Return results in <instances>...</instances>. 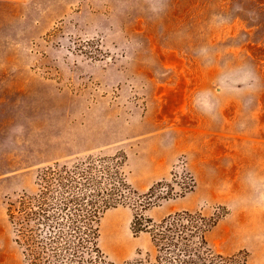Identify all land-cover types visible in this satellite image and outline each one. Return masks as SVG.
Segmentation results:
<instances>
[{
  "label": "rangeland",
  "instance_id": "obj_1",
  "mask_svg": "<svg viewBox=\"0 0 264 264\" xmlns=\"http://www.w3.org/2000/svg\"><path fill=\"white\" fill-rule=\"evenodd\" d=\"M96 155L140 193L190 176L144 215L199 210L214 250L264 264V0H0V264H22L8 201ZM133 212L100 217L114 264L156 253Z\"/></svg>",
  "mask_w": 264,
  "mask_h": 264
},
{
  "label": "trees",
  "instance_id": "obj_2",
  "mask_svg": "<svg viewBox=\"0 0 264 264\" xmlns=\"http://www.w3.org/2000/svg\"><path fill=\"white\" fill-rule=\"evenodd\" d=\"M121 159L87 156L72 164L54 163L37 175V189L8 201L7 215L22 264H114L98 245L102 213L117 205L134 209L131 228L148 231L155 247L153 257L121 264H242L246 257L224 255L209 244L206 234L216 218L199 210L175 211L154 222L144 210L193 187L183 174V188L157 181L140 193L126 181ZM192 182V183H191Z\"/></svg>",
  "mask_w": 264,
  "mask_h": 264
}]
</instances>
